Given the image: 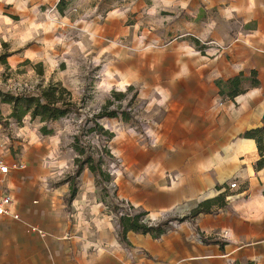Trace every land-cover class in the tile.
<instances>
[{
  "label": "crops",
  "instance_id": "1",
  "mask_svg": "<svg viewBox=\"0 0 264 264\" xmlns=\"http://www.w3.org/2000/svg\"><path fill=\"white\" fill-rule=\"evenodd\" d=\"M222 4L226 28H188L196 42H169L156 56V146L129 138L114 153L124 164L116 196L149 220L182 218L222 194L225 207L159 236L129 231L122 240L98 176L84 166L72 184L57 177L72 157L45 146V159L38 156L28 172L0 174V194L11 197L19 217H0V264H226V254L237 264H264V168L255 170V143L243 137L264 115V0ZM207 38L220 53L200 49ZM235 78L239 93L230 96ZM72 186L75 195L65 202Z\"/></svg>",
  "mask_w": 264,
  "mask_h": 264
},
{
  "label": "rangeland",
  "instance_id": "2",
  "mask_svg": "<svg viewBox=\"0 0 264 264\" xmlns=\"http://www.w3.org/2000/svg\"><path fill=\"white\" fill-rule=\"evenodd\" d=\"M226 1L0 0V55H9L6 66L0 63V157L23 162V171L28 172L38 156L45 159L44 147L54 146L57 156L72 157L68 168L56 175L72 184L78 177H74L77 138L79 148H85L84 156L102 160L108 181L97 176L104 207L120 230L122 217L113 216V199H121L116 196V180L124 164L114 150L129 138L156 146L157 141L150 146L143 135V129L154 135L151 124L161 99L156 56L169 42H196L186 35L188 28L195 33L226 28L228 22L218 11ZM198 46L222 49L210 38ZM52 85L67 92L56 90L57 98L74 104L65 116L49 122L29 115L20 122L10 118L12 106L2 102L6 95L36 97ZM113 111L115 117L95 119L101 129L94 127L93 117ZM115 157L122 160V166L118 176H111ZM111 182L116 185L113 194L107 189ZM232 183L235 187L230 188L237 189L236 179ZM137 212L139 222L146 220L142 224L147 226L169 220L167 227H171L170 223L179 222L178 217L154 222Z\"/></svg>",
  "mask_w": 264,
  "mask_h": 264
},
{
  "label": "trees",
  "instance_id": "3",
  "mask_svg": "<svg viewBox=\"0 0 264 264\" xmlns=\"http://www.w3.org/2000/svg\"><path fill=\"white\" fill-rule=\"evenodd\" d=\"M60 3H62L60 1ZM59 6V4H58ZM61 9V7H59ZM8 54L0 55V63L4 66L7 65L6 58ZM238 78H235L231 81V87L233 89L230 90L229 95L234 96L239 93L237 89ZM56 90H59L60 93H67L65 89L61 88L58 85L49 86L46 89L40 91V94L36 97L34 96H10L6 95L5 98L2 99L3 103L10 104L12 106V111L10 114V118L14 119L16 122H20L26 115H29L31 119H40L41 122H49L56 121L61 117L65 116L71 108L74 107V104L70 100H62L61 96L58 98L55 96ZM124 113V112H123ZM107 116L109 118L115 117L116 112L113 111L109 114L99 113L95 117H93L94 127L99 128V125L95 122V119L102 118ZM45 134L46 132L43 130ZM243 137L246 139H251L254 141L256 150L258 153V160L255 162L254 168L256 171H259L264 168V115L261 120V126L250 129L243 134ZM109 138H111V134H109ZM75 149L79 155L78 158L74 160L76 165V170L74 177H77L84 166H86L90 172L96 174L100 177H103L104 180L108 181V176L104 174L101 169L102 160L101 158L94 159L90 154L85 155V148H79L77 145L78 139H75ZM75 195V189L72 186L70 188L69 195L64 199L65 202H70ZM225 207V195H219L215 198L205 200L199 203L191 212L178 219V221H183L188 218H195L199 214H208L213 211L214 208H224ZM141 215V214H140ZM139 215L134 216L133 218L122 217L119 219L120 232L119 236L122 240H125V235L129 231L139 232V233H150L153 236H159L166 231L169 220H166L162 223H159L156 226H147L139 222ZM217 243L222 244L220 241H216Z\"/></svg>",
  "mask_w": 264,
  "mask_h": 264
},
{
  "label": "built area",
  "instance_id": "4",
  "mask_svg": "<svg viewBox=\"0 0 264 264\" xmlns=\"http://www.w3.org/2000/svg\"><path fill=\"white\" fill-rule=\"evenodd\" d=\"M216 52L219 53L220 48H215ZM143 135L149 140V145L154 146L155 145V138L154 136L146 129H143ZM122 166V160L119 157H115V161L111 165V171L109 172L111 176H118L119 175V170ZM14 169V170H23L25 168L23 163H13L11 166H8L2 159H0V174H6L9 169ZM170 178V175L167 176ZM174 179V177H171ZM231 188L235 187V184L232 183L230 185ZM108 191L113 194L116 189V185L114 182H111L107 185ZM114 205L116 206V210L113 213V216L115 218L118 217H134L138 214L136 207L132 206L128 201L126 200H121V199H113ZM11 204H12V199L8 194H0V217H11L14 220H18L19 217L17 214H14L11 211ZM142 223H146V220H142ZM152 222H150V225ZM178 225L177 222H172L170 223L171 227H176ZM32 231H34L39 237L45 238L46 234L42 231L39 230L35 227H32ZM227 236L225 234L220 235V238L225 239ZM200 241L202 240V237L199 238ZM225 263L226 264H237L235 260H233L228 254L223 256ZM255 261H252L254 263Z\"/></svg>",
  "mask_w": 264,
  "mask_h": 264
}]
</instances>
